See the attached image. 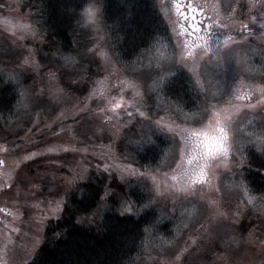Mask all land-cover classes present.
I'll list each match as a JSON object with an SVG mask.
<instances>
[{
    "label": "rangeland",
    "instance_id": "rangeland-1",
    "mask_svg": "<svg viewBox=\"0 0 264 264\" xmlns=\"http://www.w3.org/2000/svg\"><path fill=\"white\" fill-rule=\"evenodd\" d=\"M154 1L165 33L130 66L112 48L106 24L82 30L81 51L67 55L96 61L89 75L73 70L76 63L66 67L65 54L43 48L45 37L21 11V0H0V71L19 93L7 127L25 139L21 153L6 152L0 130V264L33 259L68 192L95 166L109 179L138 183L159 217L174 219L172 234L147 242L138 264H264V196L251 193L243 178L249 151L264 149V0H183L204 5L185 10L196 24L178 14L181 0ZM209 24L211 38L196 40L205 32L194 29ZM176 77L196 100L190 109L162 96L160 88ZM213 111L230 117L229 156L214 161L203 182L178 191L177 165L191 151L185 131L199 130ZM55 123L56 138L33 139ZM152 133L164 137L165 148L155 165L142 167L126 147ZM127 204L121 198L119 208ZM250 220L257 224L249 228Z\"/></svg>",
    "mask_w": 264,
    "mask_h": 264
},
{
    "label": "trees",
    "instance_id": "trees-1",
    "mask_svg": "<svg viewBox=\"0 0 264 264\" xmlns=\"http://www.w3.org/2000/svg\"><path fill=\"white\" fill-rule=\"evenodd\" d=\"M21 1V11L31 17L38 32L45 37L44 49L48 47L65 55L81 51L85 39L82 30L76 28L74 21L76 9L82 6L83 0ZM154 2L106 0L105 24L110 28L113 37L110 43L119 59L126 61L127 66L147 52L159 34L165 33L160 11ZM39 50L40 56L44 58L41 46ZM80 61L76 62L73 70L84 69L89 75L96 72V61ZM4 73L0 71V130L6 132V136L1 138L6 142L1 146L6 152L19 154L23 151L22 144L25 139L20 132L11 133L7 127L16 111L19 93L17 85L11 79L6 81L7 76ZM176 78L171 84L160 88L162 96L170 105L178 104L190 109L196 100L191 98L190 91L183 90L184 82L179 77ZM23 82L27 83V80L24 78ZM67 83L76 87L75 83ZM58 129L59 125L55 123L51 128L43 129L33 139L42 141L56 138ZM13 143L19 145L18 150H14ZM164 143L163 136L152 133V136L142 142L129 143L126 148L133 162L148 167L157 163L165 148ZM249 155L251 160L244 164L243 178L248 190L262 197L264 149H258L257 152L250 150ZM108 176L109 173L104 167L95 166L90 169L85 179L76 182L67 194L61 215L50 220L45 230V238L28 264H138L144 255L147 242H152V238L159 235L167 237L172 234L174 219L159 217V211L148 203L138 183L122 184L120 180H112ZM37 183L38 180L35 181V188ZM15 187L22 191V184ZM105 189L113 190L108 197V207L101 214L93 215L90 211L104 199ZM14 192L16 193V189ZM121 198L128 201L131 211H122L119 208ZM256 224L250 220L247 226L250 228Z\"/></svg>",
    "mask_w": 264,
    "mask_h": 264
},
{
    "label": "clouds",
    "instance_id": "clouds-1",
    "mask_svg": "<svg viewBox=\"0 0 264 264\" xmlns=\"http://www.w3.org/2000/svg\"><path fill=\"white\" fill-rule=\"evenodd\" d=\"M105 4L106 0H83L82 6L76 9V28L89 32L99 30L105 24ZM63 61L68 68L76 63L75 57L70 54L64 56ZM185 136L191 151L186 161L177 165L178 191L190 190L195 184L203 182L214 161L227 160L232 149L230 117L226 111H213L199 130H186ZM173 180L177 177L174 176Z\"/></svg>",
    "mask_w": 264,
    "mask_h": 264
},
{
    "label": "snow or ice",
    "instance_id": "snow-or-ice-1",
    "mask_svg": "<svg viewBox=\"0 0 264 264\" xmlns=\"http://www.w3.org/2000/svg\"><path fill=\"white\" fill-rule=\"evenodd\" d=\"M176 7L178 9V14L180 15V17L185 21V23H187V21L189 20H192L193 21V24H196L198 23L197 21H195V19L193 17H190L188 15H186V9H189L191 8V11L193 13H195L197 11L198 8L202 9L204 7L203 4L201 5H197L195 7H193L192 5L190 4H187V3H183V0H181L180 3H177L176 4ZM262 7H264V5H262ZM213 28V25L209 24L207 26V29H201L200 27H196L194 30L196 33H199L200 31H204L205 32V36H200V35H197L196 36V40H201V39H205V37H207L208 39L211 38V35H212V32L209 31V29H212ZM260 39L264 40V35H262L260 37ZM259 54L262 56V58H264V48H262L259 52ZM170 74V73H169ZM132 87H134V85H130ZM118 106V105H117ZM118 134V132H117ZM81 179H83L84 177L81 176L80 177ZM113 190L112 189H105V192H104V199L103 200H100L96 207L93 208L90 212H92L93 215H96V214H101L102 211L104 209H106L108 207V197L112 194ZM146 206V205H145ZM125 211H131V205H128L125 209Z\"/></svg>",
    "mask_w": 264,
    "mask_h": 264
}]
</instances>
